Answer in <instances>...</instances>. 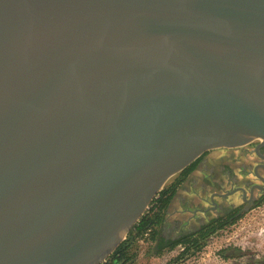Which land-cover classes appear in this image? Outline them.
<instances>
[{
	"label": "water",
	"instance_id": "obj_1",
	"mask_svg": "<svg viewBox=\"0 0 264 264\" xmlns=\"http://www.w3.org/2000/svg\"><path fill=\"white\" fill-rule=\"evenodd\" d=\"M256 140L264 0H0V264H101L171 177Z\"/></svg>",
	"mask_w": 264,
	"mask_h": 264
},
{
	"label": "flooded vegetation",
	"instance_id": "obj_2",
	"mask_svg": "<svg viewBox=\"0 0 264 264\" xmlns=\"http://www.w3.org/2000/svg\"><path fill=\"white\" fill-rule=\"evenodd\" d=\"M259 144L214 149L197 159L172 198L179 197L183 207L164 211L155 246L201 230L212 234L256 208L264 200V146Z\"/></svg>",
	"mask_w": 264,
	"mask_h": 264
},
{
	"label": "rangeland",
	"instance_id": "obj_3",
	"mask_svg": "<svg viewBox=\"0 0 264 264\" xmlns=\"http://www.w3.org/2000/svg\"><path fill=\"white\" fill-rule=\"evenodd\" d=\"M177 176L171 177L163 188ZM130 244L128 259L120 264H264V200L239 220L213 232L200 249L179 260L175 258L182 245L157 253L155 241L145 235L133 236Z\"/></svg>",
	"mask_w": 264,
	"mask_h": 264
},
{
	"label": "trees",
	"instance_id": "obj_4",
	"mask_svg": "<svg viewBox=\"0 0 264 264\" xmlns=\"http://www.w3.org/2000/svg\"><path fill=\"white\" fill-rule=\"evenodd\" d=\"M197 160L184 169L181 172V175L169 186L163 188L158 197L155 198L152 202V207L150 211L144 214L138 223L134 226V228L129 232L127 239H125L120 246L113 252V254L101 264H120L126 262L127 252L129 246L131 245L130 242L136 236H143L149 229H151L150 237L154 241L157 240L158 233H159V226L162 223V217L164 211L167 209L168 205L170 204L173 196L175 195L177 187L183 183L186 179L187 175L192 171V169L196 166ZM214 230V229H213ZM216 230V229H215ZM213 233V232H212ZM210 230H201L198 232H194L188 235H185L175 241H171L169 243H160L155 246L156 252H161L165 249H173L178 245H182L183 249L179 253V255L175 258L179 260L180 258H184L189 253H194L198 249L201 248L202 243L204 240L210 235ZM194 251V252H192Z\"/></svg>",
	"mask_w": 264,
	"mask_h": 264
},
{
	"label": "crops",
	"instance_id": "obj_5",
	"mask_svg": "<svg viewBox=\"0 0 264 264\" xmlns=\"http://www.w3.org/2000/svg\"><path fill=\"white\" fill-rule=\"evenodd\" d=\"M181 187H182V184H180L179 187H177L176 191L179 190ZM182 207H183V204H181L180 198L178 197L177 199L171 200L170 204L168 205V207L166 209V213L169 210L171 211V210H175V209H181Z\"/></svg>",
	"mask_w": 264,
	"mask_h": 264
},
{
	"label": "built area",
	"instance_id": "obj_6",
	"mask_svg": "<svg viewBox=\"0 0 264 264\" xmlns=\"http://www.w3.org/2000/svg\"><path fill=\"white\" fill-rule=\"evenodd\" d=\"M158 197V195L155 197V198H157ZM154 198V199H155ZM153 202V201H152ZM152 202H151V204L148 206V208H147V210H146V212L144 213V214H146V213H148L149 211H150V208L152 207ZM150 232H151V229H149L144 235L146 236V237H148V239L150 240L151 238H150ZM126 239V238H125Z\"/></svg>",
	"mask_w": 264,
	"mask_h": 264
}]
</instances>
